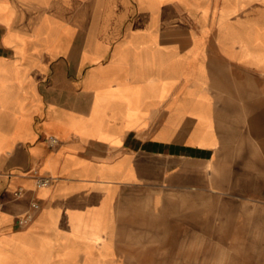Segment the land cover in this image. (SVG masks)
Masks as SVG:
<instances>
[{
	"label": "crops",
	"instance_id": "1",
	"mask_svg": "<svg viewBox=\"0 0 264 264\" xmlns=\"http://www.w3.org/2000/svg\"><path fill=\"white\" fill-rule=\"evenodd\" d=\"M261 84L264 0H0V264H122L164 188L230 191Z\"/></svg>",
	"mask_w": 264,
	"mask_h": 264
},
{
	"label": "rangeland",
	"instance_id": "2",
	"mask_svg": "<svg viewBox=\"0 0 264 264\" xmlns=\"http://www.w3.org/2000/svg\"><path fill=\"white\" fill-rule=\"evenodd\" d=\"M239 131L245 152L233 162L231 190L222 177L203 192L164 188L144 203L149 218L140 211L139 239L117 242L122 264H264V146L257 130Z\"/></svg>",
	"mask_w": 264,
	"mask_h": 264
},
{
	"label": "built area",
	"instance_id": "3",
	"mask_svg": "<svg viewBox=\"0 0 264 264\" xmlns=\"http://www.w3.org/2000/svg\"><path fill=\"white\" fill-rule=\"evenodd\" d=\"M51 143L55 144L56 140L52 139ZM46 183H48L47 180L41 181V184H43V185H45ZM17 194H19V192H17ZM31 207L33 210H37L39 208V205L37 203H33ZM32 217H33L32 213L25 214L24 216L18 218L17 225L20 227L26 226L27 224H29L31 222Z\"/></svg>",
	"mask_w": 264,
	"mask_h": 264
}]
</instances>
